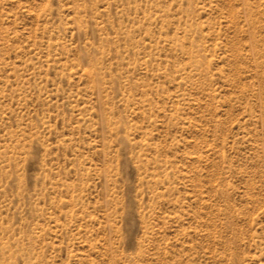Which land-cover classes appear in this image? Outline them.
<instances>
[{
    "label": "rangeland",
    "instance_id": "obj_1",
    "mask_svg": "<svg viewBox=\"0 0 264 264\" xmlns=\"http://www.w3.org/2000/svg\"><path fill=\"white\" fill-rule=\"evenodd\" d=\"M0 264H264V0H0Z\"/></svg>",
    "mask_w": 264,
    "mask_h": 264
}]
</instances>
